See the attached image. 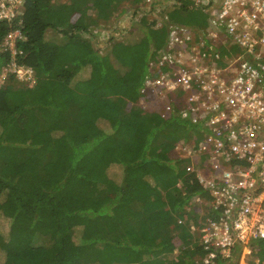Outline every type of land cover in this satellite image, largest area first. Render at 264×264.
<instances>
[{
	"label": "trees",
	"instance_id": "1",
	"mask_svg": "<svg viewBox=\"0 0 264 264\" xmlns=\"http://www.w3.org/2000/svg\"><path fill=\"white\" fill-rule=\"evenodd\" d=\"M144 1L25 0L20 16L0 21L4 264H197L204 253L188 208L207 193L184 176L188 159L173 157L197 125L177 112L144 114L128 99L141 97L174 26L196 37L206 28L191 20L194 8L157 13ZM17 29L25 38L14 56L3 43ZM14 57L32 85L6 71ZM256 246L264 264V241ZM242 251L218 264H239Z\"/></svg>",
	"mask_w": 264,
	"mask_h": 264
},
{
	"label": "built area",
	"instance_id": "2",
	"mask_svg": "<svg viewBox=\"0 0 264 264\" xmlns=\"http://www.w3.org/2000/svg\"><path fill=\"white\" fill-rule=\"evenodd\" d=\"M159 1L145 0L143 8L201 7L227 35L209 29L196 37L191 28L174 26L151 59L139 98L145 112L162 119L177 112L197 125L190 142L175 147H187L184 176L207 193L193 197L188 208L197 217L190 228L204 252L197 264L232 259L238 246L256 253V243L264 241V0ZM24 3L0 0V21H14ZM24 38L21 30L12 31L3 47L15 56ZM6 71L34 82L15 57Z\"/></svg>",
	"mask_w": 264,
	"mask_h": 264
},
{
	"label": "rangeland",
	"instance_id": "3",
	"mask_svg": "<svg viewBox=\"0 0 264 264\" xmlns=\"http://www.w3.org/2000/svg\"><path fill=\"white\" fill-rule=\"evenodd\" d=\"M58 2V4H63V3H66L67 1L69 0H56ZM73 20L74 21H82V16L79 15V14H75L73 16ZM191 20L197 22V23H201L203 24V26H205L203 29H205V31L209 30V29H213V30H217L222 37H227V35L224 34V32L220 29L219 26L217 25H214V23H212L211 21V15L204 9H201V8H194L192 10V16H191ZM228 45L232 47V44H230L228 42ZM3 75L0 76V84L3 83ZM128 93V91L126 92ZM134 96V95H133ZM128 104L130 106V108H138L140 109V111L142 113H153L152 111L150 112H145L144 110L141 109L140 105H139V97H132V98H129L128 99ZM187 155V147L185 149H174L173 151V157L174 159H178L179 157H183V156H186ZM114 174L116 176H120L121 175V166L120 165H116L115 168H114ZM75 234L77 237H80L81 235V228H78L76 229L75 231ZM181 253V250L180 249H176L174 252H173V256L176 257L177 255H179ZM40 254H43V251H40ZM256 254L258 255V253H252V254H248L247 252L245 253H242L241 255V258H240V261H239V264H251V263H255V264H259V261L256 257ZM4 261H5V257L0 254V264H4Z\"/></svg>",
	"mask_w": 264,
	"mask_h": 264
}]
</instances>
